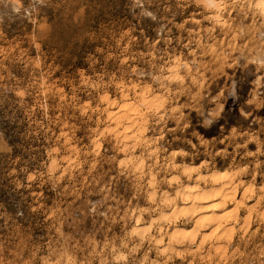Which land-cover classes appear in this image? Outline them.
<instances>
[{
	"label": "rangeland",
	"instance_id": "rangeland-1",
	"mask_svg": "<svg viewBox=\"0 0 264 264\" xmlns=\"http://www.w3.org/2000/svg\"><path fill=\"white\" fill-rule=\"evenodd\" d=\"M202 6L0 0V264H264L263 22L245 0L219 22ZM146 89L163 104L123 144L103 98ZM214 171L253 190L225 254H162L195 221H161L163 194Z\"/></svg>",
	"mask_w": 264,
	"mask_h": 264
},
{
	"label": "bare ground",
	"instance_id": "bare-ground-1",
	"mask_svg": "<svg viewBox=\"0 0 264 264\" xmlns=\"http://www.w3.org/2000/svg\"><path fill=\"white\" fill-rule=\"evenodd\" d=\"M238 1L239 0H198V2L204 7L212 10V14H216L214 16L215 22H219L221 20L220 14H222L223 10L226 9L227 3H236ZM245 2L258 12L262 18V26L264 27V0H245ZM261 49L263 48L261 47ZM182 65H184V63ZM179 67L177 66L173 68V70L170 72L169 76H171L172 79L179 76ZM183 68L188 69L189 67L184 65ZM148 94L149 90L146 89L142 91L138 94L137 101L130 100L126 97L124 100L122 99L123 103L117 105L115 109L114 106L116 103L114 101L111 102L108 96L103 98V102L107 104L108 110H110L107 116L110 123L114 126L112 131L115 133L116 137L121 138L123 144L128 145L129 140L137 142L139 139L140 132L136 127L143 125L144 120L143 114H141V107L146 109H156L163 104L164 100H160L161 98L158 99L159 97L149 99L147 96ZM130 133L131 135L129 138L125 139ZM124 149L126 148L124 147ZM193 172L194 171L191 168H185L183 174L187 177H190ZM150 180L153 181V177ZM236 182L234 181L233 176H231L226 171H214L207 174L198 173L194 177V181L192 183H188L184 186H181L180 188H177L172 194H168L169 192L164 193V201L162 200V202H165V204L168 205L171 210L168 213H159V219L161 221L170 222L172 219H179V217L185 218L187 220L194 219L195 221L188 229L179 228L175 230L167 238L166 245L161 249L163 251L162 254H172L175 252V250H180L176 249V247L179 245H182L185 248L189 247L187 250H189L191 253H195L200 251V249L203 248L207 242V245H209V242L211 243V246L214 247L212 250L216 254H223L226 252L224 251L226 248L223 242L231 241L234 234L227 235V230L230 229V231H232V229H234L232 226L236 224L238 220L239 209L242 207V205H244V198L246 195H250V193L253 191L252 189H249L250 192L247 190L248 192L242 193L240 196H238L239 183ZM177 200L179 202H177ZM229 204H234V207L232 206L233 208H231V213L229 212L230 210H228ZM248 208L252 209L251 207ZM250 214L251 213H249V215L246 217V221L244 222L245 227H247L249 224L251 216ZM136 222H138V220ZM137 228H145L146 233H148L150 230L149 225ZM241 229L245 231L244 228ZM142 235V232L134 234V236L137 238H141Z\"/></svg>",
	"mask_w": 264,
	"mask_h": 264
}]
</instances>
